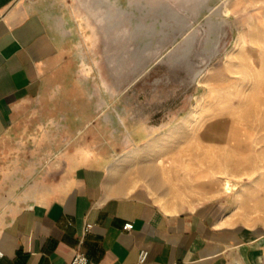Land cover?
Here are the masks:
<instances>
[{
	"label": "crops",
	"instance_id": "crops-1",
	"mask_svg": "<svg viewBox=\"0 0 264 264\" xmlns=\"http://www.w3.org/2000/svg\"><path fill=\"white\" fill-rule=\"evenodd\" d=\"M68 1L0 0V264H68L78 250L96 264H262L264 228L236 221L223 198L175 207L130 186L124 131L82 72L92 38H116L102 28L116 0H82L93 34L74 30ZM153 1L129 0L131 12Z\"/></svg>",
	"mask_w": 264,
	"mask_h": 264
},
{
	"label": "rangeland",
	"instance_id": "rangeland-1",
	"mask_svg": "<svg viewBox=\"0 0 264 264\" xmlns=\"http://www.w3.org/2000/svg\"><path fill=\"white\" fill-rule=\"evenodd\" d=\"M115 2L102 28L116 38H92L82 72L98 111L124 131L130 186L175 207L221 197L236 221L264 228V4L154 0L132 13ZM66 11L78 33L98 29L82 0ZM141 126L151 133L128 140Z\"/></svg>",
	"mask_w": 264,
	"mask_h": 264
},
{
	"label": "built area",
	"instance_id": "built-area-1",
	"mask_svg": "<svg viewBox=\"0 0 264 264\" xmlns=\"http://www.w3.org/2000/svg\"><path fill=\"white\" fill-rule=\"evenodd\" d=\"M1 53V51H0ZM133 222L132 221H127L123 224V229H131L133 227ZM92 224L91 223H86L84 227V234L91 228ZM4 254L3 250L0 248V256ZM148 256V250L147 249H141L138 255V259L140 262H143ZM68 264H96L94 263L88 255L81 251L78 250L72 257L71 261Z\"/></svg>",
	"mask_w": 264,
	"mask_h": 264
},
{
	"label": "bare ground",
	"instance_id": "bare-ground-1",
	"mask_svg": "<svg viewBox=\"0 0 264 264\" xmlns=\"http://www.w3.org/2000/svg\"><path fill=\"white\" fill-rule=\"evenodd\" d=\"M235 140V145L241 147L242 146V139H240V137H238V135L234 138ZM225 152V151H224ZM190 163V162H188ZM187 163V164H188ZM229 167V166H228ZM229 170V169H228ZM151 174H152V177L154 175V171H151ZM155 178H153L154 180ZM155 182V181H154ZM222 185H223V190H225L226 192H230L233 187H234V183L231 181V179L227 176H224L223 178V182H222Z\"/></svg>",
	"mask_w": 264,
	"mask_h": 264
}]
</instances>
